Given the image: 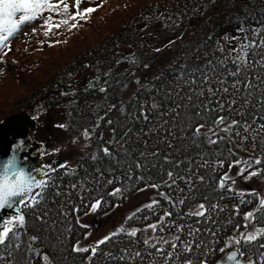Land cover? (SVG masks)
Segmentation results:
<instances>
[{"label":"trees","instance_id":"16d2710c","mask_svg":"<svg viewBox=\"0 0 264 264\" xmlns=\"http://www.w3.org/2000/svg\"><path fill=\"white\" fill-rule=\"evenodd\" d=\"M73 2L66 0L70 14L77 11ZM89 7L95 11L71 31L67 25L56 28L59 17L53 13V28L47 37L41 25L49 13L44 12L11 38L13 41L28 29L6 55L0 54V60L8 62L0 70V85L8 89L5 94L18 98L9 115L22 110L36 118L31 135L44 145L45 163L51 167L65 163L54 147L58 141L62 146L64 139L59 140L54 132L60 131L68 142L82 136L85 129L91 134L87 152L76 166L68 165L75 174H65L63 168L51 174L50 182L55 181V186L48 189L47 199L34 216L26 214V235L21 229L20 247L8 264L13 260L44 264L43 256L51 264H165V253L144 241L161 247L158 240L172 241L179 236V251L183 243L193 239L188 234L190 227L201 230L199 236L205 243L217 241L215 254L208 257V264H215L236 247L233 243L221 252L227 240L264 228L258 190L235 188L249 171L260 169L253 183L259 179L264 192V133L252 131L264 123L258 118L264 114V104L257 103L264 99V48L247 49V66L241 64L237 76L230 74L237 71L233 60L239 53L235 49L241 43L259 44L264 38V32L259 36L252 32L264 27V0H81L80 11ZM152 29L179 30L180 34L156 47L149 37ZM20 41L26 44L22 46ZM248 81L252 87L245 88ZM15 85L22 92L9 89ZM41 107L48 111L60 108L58 125L66 127H53ZM0 115V122L7 117ZM221 116L224 124L217 126L214 121ZM232 121L239 124L223 131ZM201 124L202 135L196 137L194 130ZM244 125L250 126L248 132ZM209 129L223 138L219 144L210 145L205 140L204 134L211 135ZM244 136L248 139L242 140ZM104 148L111 155L106 156ZM257 156L260 165L231 178L235 180L233 192L227 191L228 185L218 187L220 178L232 168L230 162ZM221 159L223 167L217 164ZM205 161L207 166H202ZM169 171L176 181L171 187ZM152 185L159 186L156 207L137 212L143 205L133 212L132 220H124L127 231L139 230L136 237L119 234L101 245L94 257L90 252L73 251L87 234L88 227L82 226L80 217L90 213L91 204L102 199L96 213L103 215ZM116 188L121 192L111 195ZM236 192L245 193V202ZM201 203L208 209L219 205L224 210H212L211 219H206L209 213L206 217L187 215ZM73 208L79 211L73 212ZM237 208L238 213L234 211ZM168 212L172 215L166 216ZM249 212L255 218L246 222L244 215ZM153 223L160 225L155 232L148 227ZM181 227L183 232L178 231ZM261 243L264 236L252 242L245 261L249 254L258 259V253L264 252V247H256ZM162 247L173 251L170 244ZM136 252L141 255L135 256ZM188 258L197 264L195 245L192 253L178 259L173 255L168 264H184Z\"/></svg>","mask_w":264,"mask_h":264},{"label":"snow or ice","instance_id":"6c2138e0","mask_svg":"<svg viewBox=\"0 0 264 264\" xmlns=\"http://www.w3.org/2000/svg\"><path fill=\"white\" fill-rule=\"evenodd\" d=\"M80 4L81 0H75V6L77 8V11L75 14L69 13V5L66 3V0H59L57 3H53L52 0H0V54L6 55V50L10 48L11 38L16 36L22 27L29 25L33 21H35L38 18L42 17V14L44 12H48L49 15L44 18L42 27L45 28V31L43 35L47 37L49 33L52 32L53 28V13L57 17H59L58 20L55 21V27L60 28L61 26L67 25L68 31H71L72 29L76 28L79 25V21L82 19H86L88 14L95 11V9L89 7L83 11H80ZM79 18V19H78ZM71 21H75V23H70ZM35 31V30H33ZM241 32L245 31L243 28L240 29ZM252 32L255 36H259L261 32H264V27L259 29H252ZM227 39V38H226ZM247 39V37H245ZM264 48V38H261L259 41V44L256 43V41H251L249 43H241L238 49H235L239 53V55L234 58L233 63L237 64V71L230 73L232 76H237L239 74V68L240 65L243 64L244 66H247L248 64V52L247 49L249 48ZM181 79L183 78V74H181ZM207 78V77H205ZM191 83H196L195 80H192ZM245 88L252 87L251 81H248L245 83ZM89 87H93L92 84L89 85ZM233 87H236V84L233 85ZM100 91H105L104 88H101ZM211 91V89H209ZM223 91L227 92L228 89L224 88ZM258 104H264V99L257 100ZM153 107H156V105H153ZM146 118V117H145ZM261 121H264V114H261L258 117ZM255 120V118H254ZM214 123L217 126L224 124V117H219ZM239 124L238 121H232L231 125L224 127L222 130L225 132H228L230 128H235ZM57 127H66V125H57ZM204 125H199L194 130V136L199 137L202 135L201 128H203ZM244 131L248 132L249 127L248 125H244ZM211 135L204 134L205 140L211 145V144H219L222 137H218V134L215 132L214 129H209ZM252 131L256 132L257 134L264 133V123L259 124V126L256 129H253ZM236 135H239V132L235 133ZM83 136L85 139H91V134L87 129L84 130ZM213 136H217V139H213ZM248 137L244 136L242 137V140H247ZM253 142L255 143V138H253ZM20 147H23V144H20ZM103 153L108 156L111 155L108 148H104ZM231 154V153H230ZM92 159H96L95 156H92ZM225 161L219 160L217 162L219 167H223ZM261 164V158L257 156L254 159L249 160H236L229 163V168L233 166H239V172L237 173L240 176H243L245 171H248L249 169H253L255 165ZM207 166V161H205L204 165ZM139 167V165H138ZM12 168V162L10 161L9 164L5 167V170L3 173H0V213H3L5 208H12L13 207V198H19L23 197L19 201V206L16 207L15 215H12L10 217L4 218L2 222H0V264H8V260L11 258L12 253L15 251V249H18L20 247L21 242V229H24V234L26 235V214L29 216H34L37 211H39L40 205H42L45 200L47 199L48 195V189L50 187L55 186V181L50 182V177L53 172L59 171L61 168L65 169V174L74 175L75 169H69V166L67 163L58 165L57 167H51V166H45L46 171H43V179L39 180L35 177H28L25 178L23 176V170L20 171H11ZM260 169H255L248 172V176L245 177V179H250L253 176H257L260 173ZM168 178L171 181V184L168 186L171 187L172 184H175V179L173 178V173L171 171L168 172ZM183 179V178H182ZM201 181H203V177L199 178ZM231 180V177L225 173L220 180L218 181V187L220 189H225L226 185L227 191L233 192L234 189L232 185L235 184V180H231V184H228V182ZM190 182V180L186 181ZM106 183L111 184L112 180H107ZM72 187H75L73 185ZM153 188L158 189V185H152ZM121 192L120 188H116L113 190L111 195L115 196L118 193ZM236 195H238L241 199V202L244 201L245 193L243 192H236ZM59 195V193H57ZM165 199H169L166 194ZM255 195V194H253ZM101 203H103L102 199H97L93 204L90 206L91 212H96L100 206ZM159 203V201H153L149 204H146L143 206L142 209H138L137 212H142L144 209H148L149 211L153 210L156 205ZM169 203H172V201L169 199ZM184 201L180 200L179 204H183ZM259 207L260 209H264V199H259ZM219 209L220 211H223V208H220L219 205H213L212 209H208L205 207V204L201 203L196 206L195 211L187 213L189 216H196V217H206V213H209V215L206 217V219H211L210 212L212 210ZM259 210V209H258ZM78 208H73V212H78ZM236 213H238V208L234 209ZM136 215V213H133L132 216H129L127 219L132 220L133 217ZM166 216H171L172 213L168 212L165 214ZM254 213L249 212L244 215V220L251 221L253 220ZM83 227H87L86 225H82ZM153 232L157 230L160 225L157 223H153L148 226ZM247 227V225H245ZM163 231V228L160 229ZM138 229L133 228L131 231H127L124 227H120L116 232L111 233L110 235L106 236L105 238L101 239L97 242L95 246H93L91 249L85 247L81 248L79 245L74 246L73 251L75 252H83V253H89L91 256H96L97 251L100 249L101 245L107 244L110 240L113 239V237L119 235V234H125L129 237H136L138 233ZM178 231L183 232V227L179 228ZM199 228H189L188 234L193 237V239L189 242L183 243L179 251H176L177 249V241H179V236H177L174 240H158L157 243L161 245V247H157V244L150 243L149 240H145L144 243L146 245H149L150 247L156 248L157 252L159 253H165L163 256V259L165 260V264H168L169 261L173 259V255L178 259L181 255L189 254L193 252V245H195L196 253L198 254V261L197 264H208V257L210 255L215 254V243L217 242L215 239L212 241L205 243L202 236H199L200 233ZM206 232H211L210 229H205ZM211 235L214 237L215 233L211 232ZM261 236H264V228H255L252 232L248 233H240L238 237L229 239L225 242L224 248H221L220 251H225L226 248L231 247L234 243L236 247L233 251L227 253L226 256L223 257L221 261L218 262V264H264V252L258 253V259L253 260L252 254L248 255V260L245 261L244 256L246 254L247 249L250 245H252V242L259 239ZM31 240H35L36 237H31ZM164 244H170L172 248V252H166V250L162 247ZM241 244H243V248L241 247ZM256 247H264V243H261L259 245H256ZM203 248V251L201 252L200 249ZM33 251H35L33 249ZM39 255V253H36ZM141 255L139 252L135 253V256ZM123 258V257H121ZM44 264H51V261L47 256H43ZM12 264H19L18 261L13 260ZM24 264H31V261H25ZM91 264V261L89 262ZM184 264H193V261L188 258L185 260Z\"/></svg>","mask_w":264,"mask_h":264},{"label":"rangeland","instance_id":"374dc122","mask_svg":"<svg viewBox=\"0 0 264 264\" xmlns=\"http://www.w3.org/2000/svg\"><path fill=\"white\" fill-rule=\"evenodd\" d=\"M71 3H74L73 0H69ZM36 26V25H35ZM28 29H24L13 41H11L10 46L14 45L16 40H20L24 37V33H27ZM180 31L175 30L171 32H166L161 29H152L149 31V37L151 38L153 44L156 47L162 46L166 41L173 40L177 36H179ZM20 45H25V41H20ZM7 60H0V70L7 65ZM1 72V71H0ZM19 85L10 86L9 89L14 91L13 88L15 87V91L18 90ZM6 86L0 85V113L8 116L13 114L19 113L15 112L9 115V112L14 108L15 103L17 102V96H11L5 94ZM22 92V89L18 90ZM41 111L45 112L46 119L51 122L52 126L54 127L58 125V123L62 120V114L59 109H51L47 110L46 107H41ZM1 117V115H0ZM6 117V118H7ZM1 119V118H0ZM5 119V118H4ZM55 136H58L59 140L62 141V146L58 143H54L55 150H58L63 155L62 159L65 163L69 166H76L77 161L83 156L86 152L88 146L90 145L89 139H85L82 135L73 142L66 141V137L64 134H60V131L54 132ZM239 172V166H233L228 175L233 177H238L237 174ZM256 179V178H255ZM257 182L253 183L254 178L251 177L250 179H243V182L240 181L239 184L235 185V188L241 191H249L250 189L254 188L258 190L260 193V199H264V192H262V182L259 179H256ZM261 184V185H260ZM158 194V190L153 188L152 186L145 187L139 194L129 197L126 202L122 205L117 206L114 210L99 215L96 212H91L85 214L84 216L80 217V222L88 227V231L86 236L78 242L76 245H79L81 248H92L97 244L98 241L105 238L106 236L110 235L113 232H116L120 227L124 226L125 218L129 217L136 209L139 207L149 204L156 200V195ZM252 221V220H251ZM252 227V225H250ZM253 228V227H252Z\"/></svg>","mask_w":264,"mask_h":264},{"label":"water","instance_id":"95a60500","mask_svg":"<svg viewBox=\"0 0 264 264\" xmlns=\"http://www.w3.org/2000/svg\"><path fill=\"white\" fill-rule=\"evenodd\" d=\"M36 125V118L26 111L8 116L0 122V173L4 172L11 161V171L26 170L31 177L39 180L44 178L42 173L46 171L45 166L51 165L43 162L44 146L31 135ZM20 144H23V147H20ZM22 198H13V207H6L4 212L0 213V222L16 214L15 209ZM231 251L233 250L224 253L215 264Z\"/></svg>","mask_w":264,"mask_h":264},{"label":"clouds","instance_id":"9594fccd","mask_svg":"<svg viewBox=\"0 0 264 264\" xmlns=\"http://www.w3.org/2000/svg\"><path fill=\"white\" fill-rule=\"evenodd\" d=\"M23 176L25 178L31 177L30 174L26 170L23 171Z\"/></svg>","mask_w":264,"mask_h":264}]
</instances>
